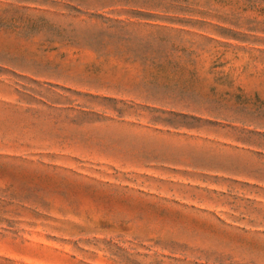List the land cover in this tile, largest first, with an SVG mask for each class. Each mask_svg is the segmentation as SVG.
<instances>
[{
    "label": "rangeland",
    "instance_id": "obj_1",
    "mask_svg": "<svg viewBox=\"0 0 264 264\" xmlns=\"http://www.w3.org/2000/svg\"><path fill=\"white\" fill-rule=\"evenodd\" d=\"M0 264H264V0H0Z\"/></svg>",
    "mask_w": 264,
    "mask_h": 264
}]
</instances>
